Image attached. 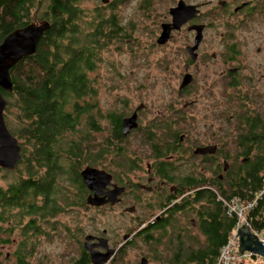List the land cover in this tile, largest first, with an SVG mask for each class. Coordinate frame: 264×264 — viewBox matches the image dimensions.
Listing matches in <instances>:
<instances>
[{"label":"flooded vegetation","instance_id":"af4514ba","mask_svg":"<svg viewBox=\"0 0 264 264\" xmlns=\"http://www.w3.org/2000/svg\"><path fill=\"white\" fill-rule=\"evenodd\" d=\"M136 3L144 11L159 8L160 19L149 45L155 48L174 45L175 50L183 55L181 62L177 63V67L181 65L178 97L192 92L201 68L218 70L217 84L222 82L225 91L233 88L236 94H241L237 89L241 84L250 87L264 78V73L257 70L264 67V63L242 46L251 37L241 42L233 40L236 26L244 27L249 21L258 22L256 29L264 25V0H136ZM175 14L185 18L177 27H174ZM38 20L41 18L31 22ZM127 34L117 33L120 39L125 37L131 43ZM196 35L200 38L194 45ZM211 44L217 47L209 50ZM254 51L259 53L260 47L256 46ZM213 62L218 69L213 68ZM230 63L234 65L230 66ZM163 67L168 70L169 62L163 63ZM246 70L251 72L244 74ZM184 78L188 81L180 86ZM192 100H183L184 106L193 103ZM143 108L144 105L139 103L123 115L107 113L109 130L122 134V119L136 111V126L122 134V139L137 132L141 134L140 139L130 150H144L129 158L133 163L125 164L123 172L114 174L105 170L111 174L105 191H111L114 185V191H118L114 194V201L108 200L100 205L86 203L87 195L92 192L84 186L85 191H78L76 196L80 198L74 202L79 206L87 205L86 208L116 213V218L123 221L121 234L117 236L109 226L99 229L81 225L67 228V233L63 230L69 244L67 264H92L93 260L100 259L103 261L98 264H211L212 257L208 254L211 239L206 230L209 221L204 212L206 194L198 198L196 194L200 191L208 194L210 184H224L233 172L242 171L248 160L255 162L260 155L257 146L242 142V133L250 130L245 120L251 118L238 117L229 128L211 124L200 129L180 126L184 119V112L180 111L173 112L171 118L154 116L144 123V118L140 117ZM114 114L119 122H111L110 116ZM95 124L91 118V126ZM258 127L257 131H261ZM121 143H116L120 147L115 149L120 152L117 156L124 155ZM245 151L248 154L241 156L240 153ZM143 157L147 158L145 169L138 168ZM192 167H198V170H192ZM135 170L142 172L131 175ZM258 171H264V160ZM65 211L63 207L59 214ZM30 231L34 232L30 229L28 233ZM109 231L113 232L114 238L109 237ZM217 234L221 238L220 230ZM136 240L139 249L135 252ZM107 251L110 253L103 257Z\"/></svg>","mask_w":264,"mask_h":264},{"label":"trees","instance_id":"16d2710c","mask_svg":"<svg viewBox=\"0 0 264 264\" xmlns=\"http://www.w3.org/2000/svg\"><path fill=\"white\" fill-rule=\"evenodd\" d=\"M40 1L0 0V41L8 32L32 19L41 18L49 22L35 51L9 68L11 90L6 92L0 88L6 100L3 110L5 121L17 139L21 155L12 170L5 169L7 173H16L17 180L0 187V234L19 224L16 216L22 214H10L13 209L19 213L23 211V217L29 218L24 232L30 229L41 232L39 222L57 216L69 203L62 193L63 178L67 177L66 180L76 186L77 191H85L79 175L81 166H98L105 154L120 155L119 150L115 152V149H120L116 143L123 140L119 131L111 130L104 143L90 144L93 138L90 133L100 128L96 124L91 126L94 103L86 101L92 93L87 72L98 59L101 44L114 42L121 26L111 17L112 12L106 14L105 9L98 11L96 8L94 15L87 19V30L82 33L75 22L80 10L79 0H45L44 5ZM33 3L37 7L42 5V9L39 14L31 16ZM235 97L239 102L244 98ZM90 112L92 115H87ZM85 115L84 129L77 133L79 121ZM115 116H110L111 122H119ZM245 122L250 130H243L242 142L257 146L260 155L254 163L248 160L242 171L233 172L224 184H215V189L211 188L208 194L203 191L196 194L197 198L206 194L204 212L209 221L210 231L206 230L211 239L208 250L211 264H216L219 250L227 243L231 230L235 224H240V220L247 222L249 229L264 239V171H258L264 160V124L258 117ZM257 127L261 131H257ZM66 134H76L77 137L62 141ZM90 146L99 150L97 156L91 152ZM87 152L91 153L90 157L85 155L83 158ZM63 159L67 163L65 166L60 163ZM259 191L261 194L256 196ZM36 197L42 199L41 204L35 202ZM231 201L242 208L241 217L227 207ZM249 202L251 204L247 205ZM218 230L222 232L221 238ZM2 241L4 239L0 237ZM17 260L19 264H27L24 257H17ZM257 260L264 262L258 255L243 254L236 264H258Z\"/></svg>","mask_w":264,"mask_h":264},{"label":"rangeland","instance_id":"374dc122","mask_svg":"<svg viewBox=\"0 0 264 264\" xmlns=\"http://www.w3.org/2000/svg\"><path fill=\"white\" fill-rule=\"evenodd\" d=\"M40 2L44 5L45 0ZM102 2L101 0H79L78 8L80 10L78 18L75 20L76 26L82 33H85L87 30V19L94 15L93 10L96 8H98V11L105 9L104 13L106 14L112 12L111 17H114L118 26L123 27L120 32L128 33V39H130L129 42L131 43H128L125 37L120 39L119 36L115 38L114 42H104L101 44L99 55L97 53L98 59H96L93 68L87 72L92 93L91 96L86 98V101L94 103L93 115L91 112L87 115L91 114L92 119L100 128L99 131L90 133V137H93L90 144L104 143L108 131L110 132V122L107 120V113L123 115L129 108H133L139 103L144 105L140 114V117L144 118V123L154 116H163L165 119L167 117L171 118L170 116H173V112L180 111L184 112V119L179 123L182 127L204 129L212 124L216 127L225 126L229 128L232 127L233 122L237 121L238 117H241V114L245 118L246 116L252 118L255 115L264 124V78L250 87L246 84H241L237 87L244 96L243 100L239 102V98L235 96H240V93L236 94L235 91L233 92V88H226L225 91L222 82L217 84L216 75L218 70L201 68L197 73L198 83H195V86L192 87V92L178 97L177 85L180 80L181 65L179 64L177 67V63L181 62L183 55H180V52L175 50L174 45L164 48H155L149 45L151 42L150 37L156 31V22L160 19L159 8L152 7L144 11L140 5L138 6L136 0H103ZM34 3L30 7V12L39 14L42 5L37 7ZM257 23V21H249L244 27L236 26L233 32V40L241 42V40H245L244 38L248 37L254 39H248L247 43L242 44V46H245L254 58L264 63V25H259L256 29ZM211 45H209V50L217 47V45ZM256 46L260 47L259 53L254 51ZM168 62L169 69L164 70L163 63ZM233 65L234 63H230V66ZM213 68L218 69L216 62H213ZM257 70L264 73V67ZM249 72L247 70L243 71L244 74H249ZM254 73L255 70H253L252 74ZM188 99H195V101L193 102L192 100L193 103L184 106L183 100ZM87 115L81 117L77 133L84 129L83 124L86 122L84 118ZM5 124L9 129L6 121ZM139 136L141 134L136 132L121 141L124 149L123 156H116L113 153L105 154L99 160L98 166L83 164L81 168L90 165L106 171L110 170L114 174L123 172L126 167L125 164L128 165L130 163L129 160L131 159L129 158H133L135 154L143 153L144 151L130 150L140 139ZM76 137V134H66L63 135L62 141L75 139ZM91 149V152L97 156L99 150L93 147ZM85 155L88 158L91 153L87 152L83 158ZM146 161L147 158L143 157L139 162L138 168L145 169ZM60 163L63 166L67 165L64 159L60 160ZM192 170H198V167H192ZM140 172L142 171L135 170L130 174H139ZM66 179L67 177H64L62 180V188L64 189L62 193L69 202L64 206L66 211L53 218L40 221L41 232L35 230L34 232L36 233L33 231L24 232L25 222H27L28 217H23V211L19 213L15 209L11 210L10 214L17 213L22 215L16 216L19 224L14 225L7 233L0 234V237L4 239V241L0 242V264H19L17 257H24V261L27 264H67L66 256L69 254V244L67 242L68 239L64 237V231L67 233V228L75 226L90 225L99 229L109 226L114 229L113 232L117 236H120L123 221L116 218V213H111L108 210L86 208L87 205L83 204L82 206L77 205V203L74 204L79 198L76 196L78 189L76 186L69 184ZM16 180V173H7L5 168L0 169V187H5ZM214 185L211 188L215 189ZM34 200L36 203L41 204L42 199L40 197H36ZM241 226V224L234 225L229 234L228 243L223 246L234 241L233 232L235 229L239 230ZM244 227L246 229L250 228L247 222ZM113 232H110L109 237L114 238ZM134 247L136 252L139 249L138 240H136ZM233 248L234 264L237 263L243 254H249L247 252L238 254L237 241ZM132 249L133 247L129 250L130 254H132ZM236 251L237 253H235ZM257 262L258 264H264V262L260 263L259 260Z\"/></svg>","mask_w":264,"mask_h":264},{"label":"water","instance_id":"95a60500","mask_svg":"<svg viewBox=\"0 0 264 264\" xmlns=\"http://www.w3.org/2000/svg\"><path fill=\"white\" fill-rule=\"evenodd\" d=\"M175 10V9H174ZM177 11H179L177 9ZM173 13V12H172ZM185 18H180L178 14L174 15V27H177ZM49 22L45 19L39 22H30L26 25L14 28L8 32L0 41V88L9 92L12 88L10 80L9 68L12 67L22 57L31 55L35 51L36 44L43 35V32L48 29ZM199 34V31H197ZM200 36L194 41L196 45ZM195 46L192 47L194 49ZM187 78H184L181 85L186 84ZM6 104L5 98L0 93V167L7 170H12L20 158V146L15 136L9 131L5 124L3 110ZM136 111L131 115L122 119V134L125 135L127 131L136 126ZM204 151V150H203ZM79 175L84 186L92 192V195H87L86 203L93 205H100L105 201H114V189L105 191L106 186L109 184L111 174L104 169L96 168L86 165L79 170ZM121 189V188H120ZM101 197H98V196ZM238 251L242 253L244 250H249L253 254H259L264 258V240L259 239L257 235L250 232L249 229L242 226L238 230ZM86 246V245H85ZM107 251L104 255H108ZM237 253V251L235 252ZM103 259L93 260L92 264H98Z\"/></svg>","mask_w":264,"mask_h":264},{"label":"bare ground","instance_id":"6f19581e","mask_svg":"<svg viewBox=\"0 0 264 264\" xmlns=\"http://www.w3.org/2000/svg\"><path fill=\"white\" fill-rule=\"evenodd\" d=\"M40 21V20H39ZM39 21H32V22H39ZM30 23V22H29ZM26 25V24H25ZM16 138V137H15ZM251 204V202H249L247 205H250ZM227 207L229 208V210H233V211H235L237 214H238V216L239 217H241V211H238L239 209L241 210L242 208L241 207H239V206H237V203L236 202H234V201H231L230 203H228L227 204ZM240 224L242 225H244L245 224V222H244V220H240ZM249 231L250 232H252V233H254L255 235H257V237L259 238V239H263L262 237H260L257 233H255V232H253V231H251L250 229H249ZM237 234H238V229H235L234 230V232H233V239H234V241L232 242L233 243V245H232V247H227L225 250H223V249H220L219 250V253H218V258H217V261H216V263H218L219 261H220V259H222L223 260V258H224V260H227V259H230L231 258V260L233 261V252H234V244H236V241H237V250H238V248H239V245H238V236H237ZM264 240V239H263ZM228 241H229V239H228ZM228 241H227V243H228ZM235 242V243H234ZM226 243V244H227ZM227 252H231L230 254H229V256L227 255ZM244 252H247V253H249V254H253V252H251V251H249V250H244L242 253H240L239 251H238V254H243ZM255 255H258V256H260L262 259H264L261 255H259V254H256L255 253ZM234 263V262H233Z\"/></svg>","mask_w":264,"mask_h":264},{"label":"built area","instance_id":"2783aa9c","mask_svg":"<svg viewBox=\"0 0 264 264\" xmlns=\"http://www.w3.org/2000/svg\"><path fill=\"white\" fill-rule=\"evenodd\" d=\"M263 189H264V188H263ZM261 192H262V191H259V192L256 194V196L259 195V194H261ZM238 211H241V210L239 209ZM232 245H233V243L230 242V244L225 245V246H223L222 248H223V250H225L227 247H232ZM222 248H221V249H222ZM230 253H231V252H227V255L229 256ZM219 256H220V255H219ZM219 256H218V257H219ZM216 264H234V263H233V261L231 260V258H230V259H227V260H224V258H223V260L220 259V261H219L218 263H216Z\"/></svg>","mask_w":264,"mask_h":264}]
</instances>
